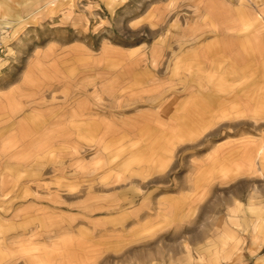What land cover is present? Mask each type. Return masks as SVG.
Returning a JSON list of instances; mask_svg holds the SVG:
<instances>
[{"label":"crops","instance_id":"crops-1","mask_svg":"<svg viewBox=\"0 0 264 264\" xmlns=\"http://www.w3.org/2000/svg\"><path fill=\"white\" fill-rule=\"evenodd\" d=\"M226 1L246 9L221 21L237 23L236 31H219L220 22L208 17L215 29L171 40L165 62L153 66L147 58L157 52L146 53L141 36L132 43L108 36L104 55L102 41L96 46L80 39L78 26L54 23L61 15L44 12L46 0H0V25L12 29L0 60V213L58 212L84 194L111 191L122 206L160 205L170 216L201 195L197 187L246 173L257 193L247 192V199L261 200L242 208L240 223L244 237L264 247V179L256 171L264 167V153H257L259 146L238 153L229 146L241 132L223 133L228 121L264 118L258 108L264 67L257 56L263 49L253 39L262 16H249L264 0ZM105 9L114 11L106 3ZM151 13L136 14L132 27H153ZM242 23L250 24L245 37L237 34ZM164 42L154 37L148 45ZM240 159L252 166L239 170ZM152 220L137 222L150 227ZM155 233L120 240L141 250ZM243 255L240 264H264V251Z\"/></svg>","mask_w":264,"mask_h":264},{"label":"rangeland","instance_id":"rangeland-1","mask_svg":"<svg viewBox=\"0 0 264 264\" xmlns=\"http://www.w3.org/2000/svg\"><path fill=\"white\" fill-rule=\"evenodd\" d=\"M238 1L245 5L249 2L255 4L258 0ZM105 3L108 9L114 10L111 14L105 9ZM255 8L249 16L257 13L262 16L253 39L257 49H263L261 54H257L258 68L263 69L264 5ZM235 9L226 0H46L42 8L47 13H60V18L54 23L78 26L81 40H92L96 46L102 41L100 51L104 55L108 52V36L117 40L122 38L129 43L143 37L146 53L157 52L155 56L149 55V60L146 57L153 66L165 62L166 51L174 44L171 40L179 43L180 40L209 33L210 28L215 29V25L206 23L208 17L220 22L216 25L219 31L227 34L236 31L237 23L221 22L226 20L225 17L246 10ZM151 10L153 27L145 24L137 30L132 27L136 14L144 15ZM7 13L11 14V11ZM6 24L11 32V26L8 22ZM249 26L248 23L239 24L242 30L238 36L245 37ZM154 37H164L166 42L148 45ZM62 38L66 39L67 35H62ZM229 40L234 39L230 37ZM245 40L247 42V39L240 38L242 44ZM81 49L86 52V49ZM154 89L147 88L151 92ZM260 98L261 106L258 108L262 110L264 97ZM228 122L223 126L224 134L238 135L241 132L239 139L229 147L243 154L259 146L257 153H264V118ZM3 155L5 150L0 151V156ZM235 164L244 171L252 166V161L240 159ZM256 171L264 179V167ZM252 179L255 178L245 173L231 182L219 180L208 187H197L204 189L201 195L195 201L181 205L170 216L162 211L160 205L122 206V200L111 196V191L84 194L74 202L69 201L72 203L62 204L64 208L58 212L0 213V264H213L215 255L220 257L217 264H240L241 257L248 251H264L256 239L244 237L246 233L240 223L242 208L249 202L255 204L261 200L247 199V192H254ZM263 201L264 198V204ZM144 218L153 219L150 227L146 221L137 222ZM143 232H156L150 242H145L144 249L134 251L128 248L134 244L133 240H125L124 245L120 240L127 233Z\"/></svg>","mask_w":264,"mask_h":264},{"label":"built area","instance_id":"built-area-1","mask_svg":"<svg viewBox=\"0 0 264 264\" xmlns=\"http://www.w3.org/2000/svg\"><path fill=\"white\" fill-rule=\"evenodd\" d=\"M7 31H9L8 26L6 28V26L2 27V25H0V58L4 53V46L2 44V39L3 37L6 36Z\"/></svg>","mask_w":264,"mask_h":264},{"label":"bare ground","instance_id":"bare-ground-1","mask_svg":"<svg viewBox=\"0 0 264 264\" xmlns=\"http://www.w3.org/2000/svg\"><path fill=\"white\" fill-rule=\"evenodd\" d=\"M2 27H4V26H2ZM7 28V27H6ZM10 34V31H7V34H6V36L5 37H3V39H2V44H3V46H4V49H5V44H4V40H5V38L8 36ZM4 55H2L1 57H3Z\"/></svg>","mask_w":264,"mask_h":264}]
</instances>
